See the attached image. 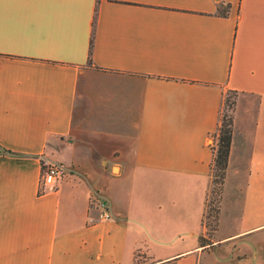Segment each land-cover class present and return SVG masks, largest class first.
<instances>
[{
    "label": "crops",
    "instance_id": "0c3cea01",
    "mask_svg": "<svg viewBox=\"0 0 264 264\" xmlns=\"http://www.w3.org/2000/svg\"><path fill=\"white\" fill-rule=\"evenodd\" d=\"M44 161L70 172L41 192ZM255 191L264 201V0H0V264H264Z\"/></svg>",
    "mask_w": 264,
    "mask_h": 264
},
{
    "label": "trees",
    "instance_id": "16d2710c",
    "mask_svg": "<svg viewBox=\"0 0 264 264\" xmlns=\"http://www.w3.org/2000/svg\"><path fill=\"white\" fill-rule=\"evenodd\" d=\"M228 10V3L222 1L217 3V12L220 15H227ZM90 52L91 45L89 50V56ZM88 61L89 63L91 62L90 57ZM224 104L228 105V108L231 109V113H223V109H221L219 124L217 126L216 132L213 134V137L215 138V143L210 145L212 149V160L209 171L211 185L206 197L205 212L203 218L205 234L208 237H210L215 232L218 226L219 204L222 197L223 184L226 176V169L233 132L232 111L234 101L230 100L228 97H224L223 105ZM209 194H211L210 199ZM199 242L201 243V245H204L206 242V238L203 235H200Z\"/></svg>",
    "mask_w": 264,
    "mask_h": 264
},
{
    "label": "built area",
    "instance_id": "2783aa9c",
    "mask_svg": "<svg viewBox=\"0 0 264 264\" xmlns=\"http://www.w3.org/2000/svg\"><path fill=\"white\" fill-rule=\"evenodd\" d=\"M215 143V138L209 140V144ZM66 169L60 163L44 161L41 164V174L39 179V191H45L47 187H55L58 182L65 176ZM96 207L99 208V219L110 218V213L107 209L106 203L102 198L95 201Z\"/></svg>",
    "mask_w": 264,
    "mask_h": 264
},
{
    "label": "rangeland",
    "instance_id": "374dc122",
    "mask_svg": "<svg viewBox=\"0 0 264 264\" xmlns=\"http://www.w3.org/2000/svg\"><path fill=\"white\" fill-rule=\"evenodd\" d=\"M228 97L230 100L234 101L233 110L235 108V102L238 99V94L228 91L225 94V98ZM252 102V99H250ZM223 113H231V109L228 108L227 104H224ZM233 114V111H232ZM67 172H70V166L67 163H62ZM211 194H209V199ZM264 221V201L260 200L259 194L255 191V225ZM255 252L258 254H264V225L255 228Z\"/></svg>",
    "mask_w": 264,
    "mask_h": 264
}]
</instances>
